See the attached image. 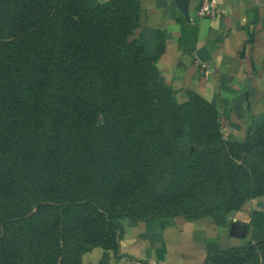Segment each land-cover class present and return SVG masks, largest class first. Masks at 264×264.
Returning <instances> with one entry per match:
<instances>
[{"label": "trees", "instance_id": "obj_1", "mask_svg": "<svg viewBox=\"0 0 264 264\" xmlns=\"http://www.w3.org/2000/svg\"><path fill=\"white\" fill-rule=\"evenodd\" d=\"M140 12L0 0V264H82L117 250L121 219L225 225L264 196V122L235 139L198 94L179 102L134 36ZM239 225L248 241L203 264H264V212Z\"/></svg>", "mask_w": 264, "mask_h": 264}, {"label": "crops", "instance_id": "obj_2", "mask_svg": "<svg viewBox=\"0 0 264 264\" xmlns=\"http://www.w3.org/2000/svg\"><path fill=\"white\" fill-rule=\"evenodd\" d=\"M107 0H89L96 5ZM141 25L134 36L156 55L163 81L176 94L190 91L222 114V131L240 137L264 122V0H189V19L174 0H139ZM158 32L162 34L160 47ZM237 137V138H238ZM261 206L245 201L225 225L207 217L157 221L121 219L114 251L94 247L82 264H203L209 253L244 245L232 234ZM239 223V224H237Z\"/></svg>", "mask_w": 264, "mask_h": 264}, {"label": "rangeland", "instance_id": "obj_3", "mask_svg": "<svg viewBox=\"0 0 264 264\" xmlns=\"http://www.w3.org/2000/svg\"><path fill=\"white\" fill-rule=\"evenodd\" d=\"M187 92H189V91H184V92H182V93H180V94H176V93H175L177 100H178L179 102H183V101L187 100V99L189 98V94H188ZM223 134H224L225 136H227V137L229 136V135L225 134L224 132H223ZM230 136H231V135H230ZM243 136H244V135H240V137L237 136L238 138L235 137V136H231V137H232V138H235V139H241ZM246 201L250 202L251 205L261 206V207L264 209V196H259V197L251 198V199H248V200H246ZM261 211H262V210H261ZM263 212H264V211H263ZM204 217H207V218H209V219L212 220V218L209 217V216H204ZM212 221H213V220H212Z\"/></svg>", "mask_w": 264, "mask_h": 264}, {"label": "water", "instance_id": "obj_4", "mask_svg": "<svg viewBox=\"0 0 264 264\" xmlns=\"http://www.w3.org/2000/svg\"><path fill=\"white\" fill-rule=\"evenodd\" d=\"M188 1L189 0H174L177 9L180 11V13L185 17V19H189V15H188V10H187V6H188Z\"/></svg>", "mask_w": 264, "mask_h": 264}]
</instances>
